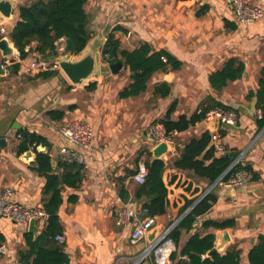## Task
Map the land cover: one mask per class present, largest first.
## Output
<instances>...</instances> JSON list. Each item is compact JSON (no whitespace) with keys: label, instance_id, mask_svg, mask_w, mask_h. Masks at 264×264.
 Segmentation results:
<instances>
[{"label":"crops","instance_id":"crops-1","mask_svg":"<svg viewBox=\"0 0 264 264\" xmlns=\"http://www.w3.org/2000/svg\"><path fill=\"white\" fill-rule=\"evenodd\" d=\"M32 1L18 0L13 17L1 19L0 27L5 29V33H0V40L6 38L13 47L9 34L18 20V6ZM251 3L262 9L263 17L250 23H239L232 7L224 0H127L125 3L87 0L84 11L91 36L89 42L102 36L103 46L107 34L113 28L121 27L122 30L113 34L122 49L131 51L141 43H147L152 51L165 50L170 53L181 63V67L175 71L168 69L164 73L153 74L144 94L127 99L118 97L120 90L127 84L113 92L105 83L100 85L95 82L93 91L86 90L85 86L84 90L92 96L91 105H87L90 113L86 116L81 113L77 118L68 119V115L80 113V109L75 99L63 96L64 91L70 95L72 88H68L71 85L60 70L55 78L28 81L27 78L37 73L27 75L25 67L34 59L44 61V58L30 53L26 59L19 60L17 51L9 57H3L0 52L3 71L0 74V138L6 140V147L0 149V192L10 189L14 202L42 209L44 179L32 170L35 158L32 151L16 154L15 132L18 129H27L46 139L53 167L62 162L59 148L66 144L57 133L56 126L74 120L89 123L93 130L92 148L80 164L84 169V178L77 189H63V202L57 213L62 227L60 235L65 239L63 252L68 256V264H130L143 250L140 244L146 243L148 246L150 243L148 239L136 245L129 242L134 226L148 218L144 217L142 201L134 199L139 184L131 177L136 172L137 158L133 165L130 156L137 154L141 148L152 153L154 143L149 134L150 126L147 130L139 128V134L128 135L131 123L134 122L135 126L134 115L132 122L125 124L126 119L129 123L127 113L123 114L122 110L117 115L110 113L117 104L118 108H122L131 100L145 95L149 98L147 103H159L160 113L145 111L140 119L147 122L152 118L154 124H161L159 121L171 105L174 107L171 115L173 120L182 115L189 117L207 96L235 113L234 126L218 124L217 130L210 132L208 123L203 120L185 132H178L176 138L180 139L175 142L176 149L178 152L186 140L207 131L211 134L209 146L213 148L215 157L233 155L235 158L231 165L239 163L250 167L257 175V180L251 181V175L244 172L249 182L235 188L233 192L224 188L222 181L215 183L209 191L215 195V203L208 212L196 219L198 224L193 225L192 230L181 233L178 250L193 234L203 236L211 233L215 236L214 248L217 253L222 255L229 247L235 246L240 251V264H248L249 250L259 235L264 236V132L260 133L262 129L256 123L260 112L255 107V98L247 99L248 93L256 91L258 73L264 65V0H251ZM225 21L235 28L227 27ZM34 46V43L30 45L32 48ZM229 58H237L243 63L242 77L227 83L220 92H215L209 86L208 75ZM14 63H19L16 73L11 69ZM163 83L167 84L169 94L165 97L156 96L155 88ZM114 99L115 106H112ZM69 105H75V109L66 111L60 121H51L45 116L46 111H65ZM94 112L98 119L104 115V130L101 128L100 131L99 126L92 125L90 120ZM158 114H162V117H157ZM112 123L116 124L110 128ZM13 126L16 128L13 129ZM134 126L132 130L136 128ZM102 137L111 138L112 143L107 139L98 143ZM69 147L83 154L82 150ZM42 152H46V148ZM173 158L168 156L164 160L167 166L162 181L167 190L168 207L165 214L154 216L153 229H157L158 234L189 212H186L188 208L179 214L186 201H197L211 186L206 180L193 177L190 172L172 169L170 161ZM121 187L127 193L126 200H122L119 195ZM70 195H75L77 201L69 202L67 198ZM124 208L132 213V217L127 224L117 226L116 215ZM226 220L233 221V226L222 230H203L201 227L205 221ZM46 221L35 222L37 234H32L34 237L40 235ZM222 231L228 234L229 242L220 247L219 235ZM26 232L28 225H18L0 217V234L4 237L0 246V264H20L17 252L24 247L23 235ZM173 247L175 251L174 244ZM170 263L173 264L171 260Z\"/></svg>","mask_w":264,"mask_h":264},{"label":"trees","instance_id":"trees-1","mask_svg":"<svg viewBox=\"0 0 264 264\" xmlns=\"http://www.w3.org/2000/svg\"><path fill=\"white\" fill-rule=\"evenodd\" d=\"M87 0H34L28 4L18 6V20L9 34L10 41L18 53L19 60L26 59L30 53H36L44 60L54 59L58 56L55 42L59 39H69L75 49L80 52L91 39L88 30V18L84 11ZM227 27L235 28L225 21ZM122 30L115 27L106 36V40L100 50L102 60L111 64L122 63V68L128 71L127 85L118 93L120 99L137 97L144 94L147 84L153 74L178 70L181 63L165 50L152 51L147 43H141L136 49L128 51L120 47L113 32ZM34 43L32 48L30 45ZM13 73L19 69V63L11 65ZM244 65L237 58L227 59L222 66L208 75L210 88L220 92L229 82H234L242 77ZM60 74L57 68L37 73L28 81H45L55 78ZM95 82L89 83L85 89L93 91ZM71 89V86H68ZM170 90L166 83L155 88L156 96L165 97ZM255 98V107L260 112L256 123L261 130L264 128V65L260 68L257 78V89L254 93H248L247 99ZM228 111L229 108L217 102L211 96L205 97L198 105L195 112L189 117L179 116L176 120L171 118L174 111L171 105L163 119L159 121L167 133L172 131L185 132L205 119L206 114L213 109ZM75 105H69L66 110H49L45 116L51 121H60L66 111H73ZM223 135L222 131H219ZM17 144L15 152L20 155L27 151L34 154L32 170L44 179L42 188V209L47 214V221L40 235L34 237L26 232L23 235L24 247L17 252L20 264H68V256L63 252V245L54 241V237L61 234L62 227L57 217L58 210L63 202L62 191L64 188L77 189L83 178V166L75 162L63 161L52 166L49 156L50 147L45 138L27 129H18L15 132ZM211 134L207 131L197 137L186 140L178 150L177 155L170 161V167L175 170L190 172L193 177L204 179L212 185L222 175V181L226 182L239 172L251 175V181L257 180V175L248 166L237 163L229 171L234 161L233 155L214 156V150L209 146ZM46 148V152H39L38 147ZM147 176L144 183L135 189L134 199L142 201L141 208L144 217L161 216L168 207L167 190L162 181V175L166 169L163 160L153 158L148 153L146 159ZM119 195L126 200L127 193L123 187ZM67 200L76 202L77 197L70 195ZM216 197L209 192L205 197L196 202L186 201L179 214L186 213L176 226L168 234V239L173 242L176 249L170 255L173 264H240V251L231 246L224 254L214 253L208 256V252L214 248L215 236L211 233L200 236L195 233L188 238L185 244L178 250L181 233L193 229L196 219L208 212L215 203ZM196 202V203H195ZM233 226V221L223 222L205 221L201 224L203 230L213 228L222 230ZM4 237L0 234V246ZM248 264H264V236L259 235L256 243L248 252Z\"/></svg>","mask_w":264,"mask_h":264},{"label":"built area","instance_id":"built-area-1","mask_svg":"<svg viewBox=\"0 0 264 264\" xmlns=\"http://www.w3.org/2000/svg\"><path fill=\"white\" fill-rule=\"evenodd\" d=\"M105 3H125L127 0H100ZM224 2L232 7L233 14L237 22L250 23L257 21L263 17V11L261 8L254 6L251 0H224ZM0 33L4 34L5 29L0 27ZM56 52L58 56L65 53V39L61 38L55 42ZM34 59L28 63L25 67V73L27 75L33 73H39L46 70H53L56 65L51 61L45 62L42 60L37 61ZM217 119L219 125L234 126L236 124V115L233 111H224L221 109H213L209 111L205 116V121L208 123L212 119ZM57 133L66 142V144L59 148L60 161L75 162L82 164L86 154L91 150L93 144V130L89 123L80 121H67L57 127ZM149 134L152 137L154 148L160 144H166L169 147V151L166 153V159L168 156L175 157L177 154L176 144L174 137L178 135L177 131L167 133L162 124H154L149 127ZM69 146H74L83 151V154L76 153ZM153 148V149H154ZM152 149V151H153ZM150 152H143L137 158L136 172L132 175V180L137 184H142L147 176L146 159ZM235 164L231 165L229 170ZM228 170V171H229ZM223 175L220 180L222 181ZM222 185L226 189H235L237 187L246 185L249 182V177L244 172H239L228 181H222ZM12 191L10 189H4L0 192V217L7 219L15 224L27 226L28 223L34 219L35 221L46 220L47 214L40 208H31L23 204L16 203L12 200ZM207 195V194H206ZM205 195V196H206ZM204 196V197H205ZM203 196L196 201L201 200ZM195 202V203H196ZM190 207L189 209H191ZM188 209V210H189ZM187 210V211H188ZM132 217V213L124 208L118 211L116 215L117 226L127 224ZM180 219L175 220L166 229H164L158 236H156L152 242L139 254L133 264H141L147 259L151 260V264H171L170 255L174 250L173 243L168 239V234L176 226ZM155 226V218L148 217L145 220L139 222L134 226L130 236L129 242L131 245H136L142 240L147 239V234ZM54 241L60 245H63L65 239L62 235L58 234L54 237ZM151 257V258H150Z\"/></svg>","mask_w":264,"mask_h":264},{"label":"water","instance_id":"water-1","mask_svg":"<svg viewBox=\"0 0 264 264\" xmlns=\"http://www.w3.org/2000/svg\"><path fill=\"white\" fill-rule=\"evenodd\" d=\"M18 0H0V21L2 18L11 19L13 17L14 7ZM103 43V37L98 36L92 41L88 42L86 46L78 53H75L74 45L69 40H65V53L63 55L57 56L53 59V63L56 67L62 72L65 78L70 82L72 86L82 88L87 86V83L90 80H98L107 74L116 75L122 69V63H102L101 61V48ZM0 52L3 57H9L16 54V49L12 47L6 38L0 40ZM3 71L0 66V74ZM218 127L217 119H212L208 122L207 128L210 132H215ZM13 129L16 127H12ZM264 129L260 133H263ZM6 147V140L0 138V149ZM39 152L44 151V147H38ZM169 151V147L166 144H160L156 146L152 151V156L158 160H166V153ZM231 167V165H230ZM229 167V168H230ZM227 169V171L229 170ZM221 178V177H220ZM217 179L201 196H205L214 186V184L220 180ZM231 192L234 189H230ZM202 198V197H201ZM190 211V209L188 210ZM186 211V212H188ZM35 220L32 219L28 223V232L34 236L37 234V228L35 226ZM198 224V221H195L194 225ZM158 230L152 229L147 234V239L149 242H152L153 239L158 236ZM220 247L225 246L229 242L228 234L225 231L219 235ZM217 253V249L213 248L208 252V256L211 254Z\"/></svg>","mask_w":264,"mask_h":264},{"label":"rangeland","instance_id":"rangeland-1","mask_svg":"<svg viewBox=\"0 0 264 264\" xmlns=\"http://www.w3.org/2000/svg\"><path fill=\"white\" fill-rule=\"evenodd\" d=\"M100 58H101L102 63H105L102 60V57L101 56H100ZM127 77H128V72L125 71V70H121L116 75H112V74L109 73L106 76H104V77H102V78H100L98 80H90L87 83V85L89 83H91V82H97L100 85H103L105 83L107 86H109V88H111V91L113 92V91L117 90L118 88H120L122 85L125 86L127 84V82H126ZM113 80H115V82H112ZM66 81L69 83V85H71L70 82L67 79H66ZM66 92L67 91H64L63 96L64 97L67 96L66 98H69V99H71V98L75 99L76 100V105L80 109L78 111L80 113H74L73 115H68V119L77 118V115H81V113H83L85 116H86V114H89L90 113V111L87 109V105H91V103H92V96L90 94H88L87 91L84 90V87L78 88L76 86H72V91L69 92L70 95L68 93H66ZM147 101H149V98H148V95H145L144 97L135 99L133 101L131 100L130 102H128L129 104H127V106H123L122 108L121 107L118 108V104L115 106V99H114L113 103L111 104L112 106H115V109L112 112H110L113 115H117V113H118L119 110H122L121 112L123 114L127 113L126 114L127 115L126 118H129L128 119L129 120V123H128L127 119H126L125 120V124H130L132 122V120H133V117L132 116L134 115L135 126H134V122H133V123H131V127L133 128V126H134L136 128L134 130H132V128H130L129 131H127V134L128 135L139 134V133H137V130L139 128L140 129H146L147 130L149 126H151V125L154 124V121L152 120V118L150 120H148L147 122L144 119H140L141 114L143 112H145V111L149 112L150 114H151V112H155V113H158L159 112V108H160L159 107V103H157L156 101L154 103H147ZM97 116H98L97 113L94 112L91 115V120L90 121H91V123L93 122L92 123L93 126H94V124L97 125V126H99V130L100 131H101V128H103V130H104V124H103V122H104L103 121L104 120V115L102 116V119H98ZM157 117L161 118L162 117V114H158ZM116 121L117 122L120 121L118 116H117V120ZM115 124L116 123L110 124L109 125L110 128L112 126H115ZM56 127H58V126H56ZM105 139H107L110 142L112 141L111 138L109 139V138L102 137L101 138V141H99L98 143L105 142ZM179 139L180 138H176L175 137L174 141L177 142ZM10 145H11V143H10ZM98 145H100V144H98ZM143 152H148V149L141 148L137 154L135 153L132 156H130V161H132L133 165L135 164V159L138 158L139 155H141ZM140 246L144 250L147 247V244L146 243H141ZM136 259H134L132 262H130V264L133 263ZM144 262H146L148 264H151L150 263L151 260H149V259H147Z\"/></svg>","mask_w":264,"mask_h":264}]
</instances>
